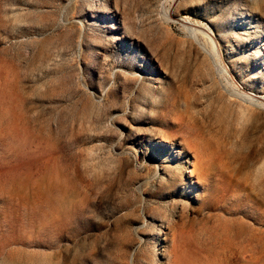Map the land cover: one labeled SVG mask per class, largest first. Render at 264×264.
<instances>
[{"label":"rangeland","instance_id":"rangeland-1","mask_svg":"<svg viewBox=\"0 0 264 264\" xmlns=\"http://www.w3.org/2000/svg\"><path fill=\"white\" fill-rule=\"evenodd\" d=\"M0 264H264V0H0Z\"/></svg>","mask_w":264,"mask_h":264},{"label":"bare ground","instance_id":"bare-ground-1","mask_svg":"<svg viewBox=\"0 0 264 264\" xmlns=\"http://www.w3.org/2000/svg\"><path fill=\"white\" fill-rule=\"evenodd\" d=\"M177 0H172V2H176ZM248 103H249V101H248ZM253 103V102H252ZM255 103V102H254ZM254 103H253V105H254ZM258 103V102H257ZM263 104V103H262ZM256 105V104H255Z\"/></svg>","mask_w":264,"mask_h":264}]
</instances>
